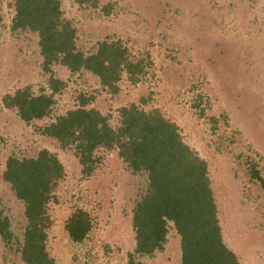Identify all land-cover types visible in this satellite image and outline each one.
Wrapping results in <instances>:
<instances>
[{
  "label": "rangeland",
  "instance_id": "rangeland-1",
  "mask_svg": "<svg viewBox=\"0 0 264 264\" xmlns=\"http://www.w3.org/2000/svg\"><path fill=\"white\" fill-rule=\"evenodd\" d=\"M61 17L75 28L79 51L116 41L140 71H122L118 89L104 88L89 71L72 73L58 62L51 74L65 86L53 94L49 114L25 123L1 99L18 89L50 93L36 32L12 29L13 0L0 1V215L10 242L0 236V264H25L19 249L26 224L23 203L2 179L8 157L46 149L64 169L47 204L52 224L46 249L56 264H127L135 247L131 223L145 194V173H132L117 148H98L90 174L73 146L62 147L40 128L80 106L96 109L116 128L119 109L135 104L159 110L183 141L206 161L221 236L241 264H264V0H59ZM135 79V80H134ZM87 212L91 228L72 242L64 225ZM162 249L135 256L142 264H179L180 236L167 226Z\"/></svg>",
  "mask_w": 264,
  "mask_h": 264
},
{
  "label": "trees",
  "instance_id": "trees-1",
  "mask_svg": "<svg viewBox=\"0 0 264 264\" xmlns=\"http://www.w3.org/2000/svg\"><path fill=\"white\" fill-rule=\"evenodd\" d=\"M13 6L12 29L36 32L42 70L49 73L50 93L31 95L28 89H18L1 99L6 108L16 109L25 123L44 119L53 105V94L65 86L64 81L50 75V65L55 62L72 73L91 72L111 92L117 91L122 71L131 75L140 71L139 63L128 61L126 48L116 41L99 42L91 54L79 51L75 28L61 17L59 0H13ZM86 104L83 98L79 107L57 116L40 130L62 147L73 146L84 174L93 169L96 149L114 147L132 173L146 174V192L132 210L135 247L128 253L127 264H142L138 257L162 249L169 222L180 236L179 264H241L222 240L207 163L183 141L178 126L157 109L145 111L130 104L119 109V125L112 128L106 117ZM63 175L62 164L46 149L33 157H8L5 161L2 179L23 203L26 218L19 249L25 264H56L46 249L47 230L52 224L47 204ZM255 176L264 187V179ZM64 228L72 242L83 241L91 228L87 212L74 210ZM0 236L5 243L13 236L8 219L1 215Z\"/></svg>",
  "mask_w": 264,
  "mask_h": 264
}]
</instances>
